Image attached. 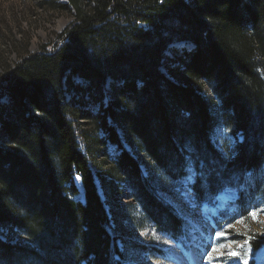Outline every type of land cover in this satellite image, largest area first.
Listing matches in <instances>:
<instances>
[{
	"label": "trees",
	"instance_id": "obj_1",
	"mask_svg": "<svg viewBox=\"0 0 264 264\" xmlns=\"http://www.w3.org/2000/svg\"><path fill=\"white\" fill-rule=\"evenodd\" d=\"M67 2L57 7L71 8L75 20L53 50L27 54L0 80V228L23 241L0 240V264L125 261L119 243L131 241L128 228L115 206L103 205L68 120L78 114L103 135L98 145L119 150L106 173L126 182L153 231L186 238V220L159 197L183 182L200 206L239 188L237 218L264 207V0ZM182 42L194 48L177 56L172 75L184 81H174L161 68ZM68 92L84 93L100 113L77 111ZM219 126L239 138L224 154L212 143ZM135 142L147 166L129 151ZM76 177L85 204L72 199ZM99 177L106 195L117 191ZM251 237L256 254L264 237Z\"/></svg>",
	"mask_w": 264,
	"mask_h": 264
},
{
	"label": "rangeland",
	"instance_id": "obj_2",
	"mask_svg": "<svg viewBox=\"0 0 264 264\" xmlns=\"http://www.w3.org/2000/svg\"><path fill=\"white\" fill-rule=\"evenodd\" d=\"M67 3V0H0V80L27 54L43 52L45 49L48 52L53 50L59 36L75 20L74 11L71 8L60 10L57 7ZM193 48V45L184 42L170 46L166 51V60L161 68L163 73L174 81H184L179 75H172V70L176 66L177 56ZM75 83L84 88L88 86L87 82L79 78L75 79ZM203 94L206 98H215L207 86H203ZM79 98L84 99L83 106L76 101ZM65 99V102H69L77 111L81 109L93 114L101 111L100 105L88 102L87 95L84 93L74 96L68 92ZM213 102L217 104L219 101L215 98ZM81 117L80 114L78 117L69 116L68 120L75 129L81 152L88 158V165L98 185L103 205L108 212L115 206L120 214L121 222L128 228L129 240L146 246L145 251H136L128 247L131 241L128 245L120 242L121 252L126 258L122 264H264V248L253 254L251 246V235L264 237V211H260L256 218L251 216L246 220L237 218L235 215L239 188L226 189L202 206L196 203L188 182L175 185L170 193L160 192L159 197L186 220L185 236L187 239L176 241L153 231L152 226L146 222L139 205L130 198L131 191L126 182L106 173L105 162H113L118 157L119 150L109 144L107 148L98 145L103 135L88 126L86 121L80 119ZM87 137L90 143L86 142ZM238 139L219 126L214 131L212 143L219 152L224 154L226 146H234ZM136 146L137 142H135V147L129 148V151L142 162L143 166H147V163L151 162L150 159L138 151V146ZM146 170L147 168L144 167L147 173ZM100 175L106 180L107 186L117 185V191L110 190L106 195L101 188ZM75 179L78 185L82 184L79 177ZM162 186L168 188L164 182ZM79 188V195L73 196L72 199L85 204L83 190ZM257 210H264V207L260 206ZM241 220H244L243 224L238 223ZM218 233L225 235L217 239ZM0 240L12 245L23 242L19 237H12L1 228ZM185 240L186 242L183 243ZM223 245L238 252L239 256L229 257L226 254L227 248L224 249V255L212 251L214 247ZM209 254L215 257L211 261L208 259Z\"/></svg>",
	"mask_w": 264,
	"mask_h": 264
},
{
	"label": "snow or ice",
	"instance_id": "obj_3",
	"mask_svg": "<svg viewBox=\"0 0 264 264\" xmlns=\"http://www.w3.org/2000/svg\"><path fill=\"white\" fill-rule=\"evenodd\" d=\"M189 159H192V158L189 157ZM197 163H198L197 161H194V160H193L191 169H189L188 167H186V168L184 169V172H185L184 179H186V180H191V172H193V171L196 170V164H197ZM260 211H264V210H256V209H253V210L249 213V215H250L252 218H256V217L258 216V214H259ZM238 223L243 224V223H244V220H241V221H239ZM230 227H233V228H234L235 226H230ZM224 235H225L224 233H218V234H217V239H221V238H223ZM156 238L159 239V237H156ZM225 248L228 249V251H227L226 254H227L229 257H238V256H239V253H238V252L233 251V250H232L229 246H227V245L214 247V248L212 249V251H213L214 253H218V254H220V255H224V254H225V252H224V249H225ZM214 258H215V257H213L211 254H209V256H208L209 261H211V260L214 259Z\"/></svg>",
	"mask_w": 264,
	"mask_h": 264
},
{
	"label": "bare ground",
	"instance_id": "obj_4",
	"mask_svg": "<svg viewBox=\"0 0 264 264\" xmlns=\"http://www.w3.org/2000/svg\"><path fill=\"white\" fill-rule=\"evenodd\" d=\"M78 186L81 187V184H79ZM81 190H83L82 187H81ZM235 222H236V221H235Z\"/></svg>",
	"mask_w": 264,
	"mask_h": 264
}]
</instances>
